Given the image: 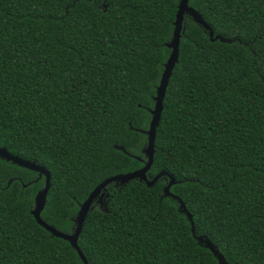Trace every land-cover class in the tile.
<instances>
[{
  "label": "trees",
  "instance_id": "16d2710c",
  "mask_svg": "<svg viewBox=\"0 0 264 264\" xmlns=\"http://www.w3.org/2000/svg\"><path fill=\"white\" fill-rule=\"evenodd\" d=\"M179 0H0V146L51 175L43 219L75 230L106 178L144 165ZM148 177L107 186L78 244L89 264H264V0H189ZM124 147V150L121 148ZM45 177L0 158V264H85L34 215Z\"/></svg>",
  "mask_w": 264,
  "mask_h": 264
},
{
  "label": "water",
  "instance_id": "95a60500",
  "mask_svg": "<svg viewBox=\"0 0 264 264\" xmlns=\"http://www.w3.org/2000/svg\"><path fill=\"white\" fill-rule=\"evenodd\" d=\"M185 15H189L192 19L199 25L203 26L206 30L209 31V36L212 40L220 39L227 41L221 35H214V30L211 25L203 18L202 14L193 6L189 4V0H179L178 9L176 13V19L174 21V30L172 38L166 45L171 48L170 55L164 65V70L162 72L159 84L156 89V95L154 96L155 104L152 108L149 109L151 113V120L149 127L144 131L147 135V144L143 149V153L146 157L144 165L141 168L129 171L126 173H120L113 176H110L98 184L88 195V197L80 204L77 216L75 218V230L71 233L64 232L59 230L54 225L48 223L45 219L42 218L41 213L45 207L47 194L51 186V175L49 170L38 164L35 160L24 159L18 155L11 153L6 147L0 146V158L6 159L7 161H12L13 163L29 168L33 171L38 172L39 178L42 176L45 177V185L41 188L36 196L34 201V208L32 209V214L34 215L37 222L51 232L52 235L56 237L63 238L71 243V245L77 250L81 259L85 264H89L86 256L84 255L82 249L78 244V240L84 225V222L91 211L93 204L98 200L104 204V199L108 197L109 193L107 192V186L113 183L115 186L123 185L128 183L133 179H138L144 181L148 186H153L154 183L163 175H166L169 178L168 183L164 187V194L166 196H171L179 202V208L184 212L188 219L190 220L192 231L195 233L194 220L192 213L187 209L185 202L182 198L170 191V187L176 183L174 176L169 174L167 171H160L153 178L148 177V172L154 161L155 154V139L157 133V127L160 124L162 111L164 109V98L166 95V90L169 85L170 77L173 73V69L176 63L179 60L180 54V41L183 31V22ZM124 150V147H121ZM198 242L202 245L208 247L214 255L218 258L219 264H233L227 261L223 253L213 244L209 238L202 235L196 236Z\"/></svg>",
  "mask_w": 264,
  "mask_h": 264
},
{
  "label": "rangeland",
  "instance_id": "374dc122",
  "mask_svg": "<svg viewBox=\"0 0 264 264\" xmlns=\"http://www.w3.org/2000/svg\"><path fill=\"white\" fill-rule=\"evenodd\" d=\"M101 199H98L95 203L97 204V205H99V206H103V203L100 201ZM104 202V201H103Z\"/></svg>",
  "mask_w": 264,
  "mask_h": 264
}]
</instances>
